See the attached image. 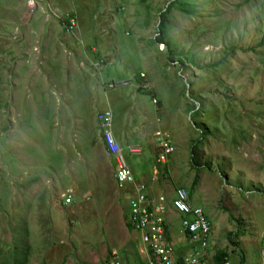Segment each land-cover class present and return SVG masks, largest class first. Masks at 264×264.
<instances>
[{
	"label": "rangeland",
	"instance_id": "rangeland-1",
	"mask_svg": "<svg viewBox=\"0 0 264 264\" xmlns=\"http://www.w3.org/2000/svg\"><path fill=\"white\" fill-rule=\"evenodd\" d=\"M39 5L0 0V264L22 250L27 264H100L112 251L138 264L130 190L116 187L102 109L114 133L142 147L144 183L184 187L203 206L215 254L264 264V0ZM163 13L171 63L154 40ZM91 47L107 66L93 67ZM111 80L129 84L108 90ZM157 131L174 146L166 165L156 163Z\"/></svg>",
	"mask_w": 264,
	"mask_h": 264
},
{
	"label": "built area",
	"instance_id": "built-area-1",
	"mask_svg": "<svg viewBox=\"0 0 264 264\" xmlns=\"http://www.w3.org/2000/svg\"><path fill=\"white\" fill-rule=\"evenodd\" d=\"M44 1L50 0H28V5L37 8ZM64 26L72 33L77 27L76 17H68ZM101 66V61L93 64L96 70ZM128 84L126 80L105 82L108 90ZM97 119L104 147L112 158L116 187L119 191L130 190L126 224L137 233L136 247L143 264H216L211 253L214 226L204 208L190 203L189 192L184 187L153 193L149 185L137 181L128 156L139 157L142 147L138 143L122 144L116 140L110 109L98 112ZM155 134L160 148L156 162L157 165H165L174 153V146L163 132L157 131ZM157 172L159 170L155 168V174ZM63 196L66 203H71L70 197ZM176 239L181 249L176 247ZM262 255L264 257V243ZM100 264L125 263L117 251H112Z\"/></svg>",
	"mask_w": 264,
	"mask_h": 264
},
{
	"label": "trees",
	"instance_id": "trees-1",
	"mask_svg": "<svg viewBox=\"0 0 264 264\" xmlns=\"http://www.w3.org/2000/svg\"><path fill=\"white\" fill-rule=\"evenodd\" d=\"M163 14H165V13H163ZM163 14H162L163 18L161 19L160 28H158V34H157V36L155 37L154 40H155V42L158 45L161 44V43H163L162 45H164V47L165 46L166 47L168 46L169 53H170V55H169L170 56V63H171V61H173V60H171V57H172V55H175V52H174V49H173V45L170 42H167L166 40H164L165 32H166L165 26L167 24L165 23V20H163L165 18L166 14L165 15H163ZM72 17H74V15H72ZM200 110H201V106H199L197 108L196 112H198ZM134 248L135 249H134V259H133V262H136L138 264H143L142 259L140 258V255L138 253L136 244L134 245ZM20 253H21V255L19 257L20 261H18L16 264H27V262H28V252L22 250L21 252H19V254ZM215 257H216L215 258L216 264H228V263L231 264V262H230V256L228 255V253L226 251L218 252ZM126 259L128 260V261L126 260L127 261V264H131V262H129V257L128 256H126ZM240 264H245V257L244 256H243V261Z\"/></svg>",
	"mask_w": 264,
	"mask_h": 264
},
{
	"label": "crops",
	"instance_id": "crops-1",
	"mask_svg": "<svg viewBox=\"0 0 264 264\" xmlns=\"http://www.w3.org/2000/svg\"><path fill=\"white\" fill-rule=\"evenodd\" d=\"M92 48V47H91ZM90 48V49H91ZM94 48V47H93ZM93 48L91 49V52L93 53L94 52V54H96L97 56H98V60L100 59V61L101 60H103V61H107V57H106V55H103V51L102 50H100V49H96L95 48V51L93 50ZM83 53L86 55V52H85V50H83ZM83 53L82 54H80L79 55V58H81V59H83L84 58V55H83ZM87 59V58H86ZM88 60H89V63H90V66L93 64V63H95V61H98V60H95V61H93V63H92V61L88 58ZM81 65H83V63H81ZM80 65V66H81ZM103 66H107V65H102L101 67H100V69H102V67ZM87 67H89V66H87ZM100 73H101V71H100ZM102 110H104V109H102ZM101 111V110H100ZM114 133V132H113ZM114 136H115V138H116V140L119 142V143H122V144H128V143H137V142H132V141H130V140H128L127 139V137L125 138H123L122 136H119L118 134H116V133H114ZM159 152H160V148L158 149V154H159ZM136 158V160L133 162H131L130 164L132 165H130L131 166V169H132V172L134 173V175H135V178L137 179V181H139V182H141V183H144V182H146V181H144V178H146V167L144 166V164H142L141 162V160H140V156L139 157H135ZM134 158V159H135ZM138 159V160H137ZM147 162H148V160H146ZM157 161V160H156ZM157 163V162H156ZM168 164V163H167ZM166 165V164H165ZM154 170H155V168L153 169V173H154ZM153 175V174H152ZM151 178V177H150ZM153 180L151 179L150 180V182L149 183H145V184H147V185H149L150 187H151V191L153 192V193H157V190H155V187H152V185L150 184L151 182H152ZM155 190V191H154ZM131 195V194H130ZM129 195V196H130ZM189 196H190V194H189ZM196 206H200V205H196ZM203 207V206H202ZM205 210V209H204ZM206 212V211H205ZM206 214L208 215V213L206 212ZM208 217H210V215H208ZM211 218V217H210ZM213 222V221H212ZM213 226H214V224H213ZM215 245V243L213 242V235H212V239H211V253H212V255L214 256V261H215V256H216V254L213 252V246Z\"/></svg>",
	"mask_w": 264,
	"mask_h": 264
}]
</instances>
